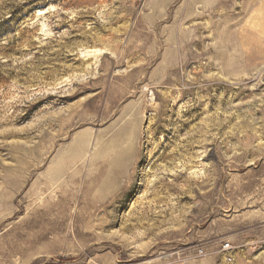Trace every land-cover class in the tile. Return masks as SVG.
<instances>
[{
    "label": "rangeland",
    "instance_id": "rangeland-1",
    "mask_svg": "<svg viewBox=\"0 0 264 264\" xmlns=\"http://www.w3.org/2000/svg\"><path fill=\"white\" fill-rule=\"evenodd\" d=\"M175 261L264 264V0H0V264Z\"/></svg>",
    "mask_w": 264,
    "mask_h": 264
},
{
    "label": "bare ground",
    "instance_id": "bare-ground-1",
    "mask_svg": "<svg viewBox=\"0 0 264 264\" xmlns=\"http://www.w3.org/2000/svg\"><path fill=\"white\" fill-rule=\"evenodd\" d=\"M74 147L76 150H80L82 148V145H81V143L78 142V144L75 143ZM117 162H118L117 167H120L122 165L121 161H117ZM101 206H103V204H101ZM95 215H96V213L91 214L90 216L87 217L88 224L91 225V227L95 231L104 232L107 228L111 227L115 223L112 215H107L110 218V220H106L103 218H100L98 220H94ZM130 222H131V220H127L123 223L124 224V226H123L124 230H129V229L132 230L135 227V225L139 223V221H137L136 224L134 225Z\"/></svg>",
    "mask_w": 264,
    "mask_h": 264
},
{
    "label": "built area",
    "instance_id": "built-area-1",
    "mask_svg": "<svg viewBox=\"0 0 264 264\" xmlns=\"http://www.w3.org/2000/svg\"><path fill=\"white\" fill-rule=\"evenodd\" d=\"M231 251H232V247L230 246L229 243H224L221 245V252L223 253V255L225 257L226 262H231V260H232ZM202 254H203V251L199 250L198 255H202ZM116 264H127V263L117 262ZM162 264H185V262L184 261H175V262H165Z\"/></svg>",
    "mask_w": 264,
    "mask_h": 264
}]
</instances>
